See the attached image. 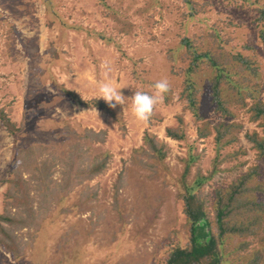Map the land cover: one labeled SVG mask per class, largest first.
<instances>
[{
    "label": "rangeland",
    "instance_id": "374dc122",
    "mask_svg": "<svg viewBox=\"0 0 264 264\" xmlns=\"http://www.w3.org/2000/svg\"><path fill=\"white\" fill-rule=\"evenodd\" d=\"M51 2L56 12L53 15H49L43 0H0V109L13 122L20 123L26 107L38 101L50 104V98L54 97L55 111L48 105L39 114L50 113L51 118L65 121L76 129L106 130V141L91 145L92 155L109 153L111 158L102 175L89 182L91 190L97 192V197L91 201L92 210L74 215L61 214L54 209L35 248L27 249L21 264H163L170 248L184 236L183 204L176 198L172 185H164L162 180L151 181L145 177V170L133 168L131 155L133 149L143 144L144 133L148 131L166 144V164L172 170L181 169L180 159L185 156L188 142L196 140L197 134L192 115L184 112L183 104L177 100L179 89L173 90L171 104H166L163 99L155 106L152 124L137 121L130 107L125 111L122 109L125 123V130H122L103 112L77 111L71 107L70 101L52 88L50 77L57 85L84 99H97V89L106 80L123 88L120 91L128 98L143 88L152 93L153 88L142 85L132 72L136 69L146 81L167 79L170 82L167 50L184 35L180 22L185 6L176 0ZM213 4L215 6L209 13L199 14L188 26V35L218 22L226 27L232 45L259 40L257 26L253 23L256 14L252 9H240L220 0H214ZM51 21L52 26L49 25ZM96 34L104 35L111 40L110 43L97 39ZM51 44L60 53V58L49 53ZM105 65L111 70L107 71ZM38 84L42 89L37 91ZM177 114L184 116L186 141L165 136L166 127L177 125ZM209 115L212 120L218 118L212 113ZM37 117L23 122L25 127L18 144H41L60 153L61 148L57 145L60 138H55V133L56 129L62 130L61 123ZM239 120L244 127L238 135V142L224 149L221 157L239 148L246 154L222 162L217 167L221 171L205 192L222 180L230 182L255 163V151L244 133L260 132V128L250 122L246 114H241ZM13 143L14 137L0 130V212L6 190L2 181L6 178ZM196 147L200 153L197 165L202 173L207 174L213 169L216 154L212 138L197 140ZM237 163H244V166L230 171ZM120 175L122 184L126 185L121 189L119 203L130 213L123 224L113 199V185ZM54 178H59L58 171ZM76 194L73 193L71 200H76ZM161 200L157 220L145 235L141 234L146 216L151 213L150 208ZM69 204L70 201L66 203ZM87 230L91 231L89 238ZM66 233L69 236L67 242L63 237ZM58 244L61 248L56 250ZM0 264H15L1 248Z\"/></svg>",
    "mask_w": 264,
    "mask_h": 264
},
{
    "label": "trees",
    "instance_id": "16d2710c",
    "mask_svg": "<svg viewBox=\"0 0 264 264\" xmlns=\"http://www.w3.org/2000/svg\"><path fill=\"white\" fill-rule=\"evenodd\" d=\"M176 1L185 6L181 14L183 21L180 22L184 35L167 50L171 80L164 102L171 104L173 90L179 89L177 100L183 104V111L192 115L197 137L188 142L178 170H172L166 164V144L148 131L144 133L143 144L133 149L131 155L133 168L145 170V177L151 181L162 180L164 185H172L176 198L183 204L184 236L170 248L163 264H264V0H220L240 9H252L256 14L253 23L257 26L259 40L239 46L231 44L229 32L218 22L188 35V26L199 14L209 13L215 6L214 0ZM43 2L49 15L56 14L51 0ZM49 25L52 26L53 22ZM94 36L106 43L111 41L102 34ZM49 53L60 58L53 44ZM132 74L144 86L152 88L155 83L142 79L136 69ZM28 78L32 80V76ZM50 79L52 88L70 101L71 107L77 111L103 112L125 130L121 106L113 109L100 99H84L57 85L52 77ZM38 85L35 87L37 91L42 89V85ZM139 91L151 94L148 89ZM50 99L52 104L38 101L26 107L20 123L13 122L0 109V130L14 137L6 178L2 181L6 190L0 212V248L15 264L22 263L28 248H35L54 209L61 214L74 215L92 210L91 201L97 197V192L91 190L89 182L102 175L111 158L109 153L92 155L91 145L103 144L106 130L76 129L65 121L51 118L50 113L40 115L39 112L45 111L48 105L55 111V98ZM210 113L218 118L212 120ZM241 114L248 115V120L260 128V132L244 133L255 151V163L230 182L222 180L205 192L221 171L217 167L222 162H230L246 154L239 148L221 157L224 149L238 142V135L244 127L239 120ZM34 116L61 123L62 130L56 129L55 133V138H60L57 144L61 148L60 153L41 144H18L25 127L23 122ZM152 119L151 114L150 124ZM176 120V126L165 128V136L175 141H186L183 114H177ZM207 138H212L216 154L213 169L204 174L197 165L200 153L196 141ZM242 166L244 163H237L230 171ZM133 168L129 170L133 171ZM57 171L59 178L55 179ZM123 185L126 184H122L120 175L113 185V199L122 224L127 222L130 214L125 210L126 206H120L118 199ZM73 193H77L75 201L71 200ZM68 201L70 204L66 205ZM161 203L162 200L150 208L151 213L146 216L141 234L145 235L157 220ZM89 234L91 231L87 230L88 238ZM67 235L63 236L65 242L69 239ZM56 247L58 250L61 245Z\"/></svg>",
    "mask_w": 264,
    "mask_h": 264
},
{
    "label": "clouds",
    "instance_id": "9594fccd",
    "mask_svg": "<svg viewBox=\"0 0 264 264\" xmlns=\"http://www.w3.org/2000/svg\"><path fill=\"white\" fill-rule=\"evenodd\" d=\"M107 71L111 69L107 65L104 66ZM153 92L151 94L143 91H135L128 98L120 91L123 88H118L111 80H106L101 83L97 89V99H103L110 108L115 109L118 105L122 106L123 111L129 107L134 118L140 122L149 120L155 106L162 102L165 94L170 90V85L167 79H161L152 85ZM129 101L131 102L129 105ZM126 106V107H123Z\"/></svg>",
    "mask_w": 264,
    "mask_h": 264
}]
</instances>
